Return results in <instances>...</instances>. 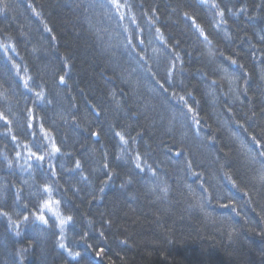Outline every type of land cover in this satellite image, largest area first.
Wrapping results in <instances>:
<instances>
[{"label":"clouds","instance_id":"clouds-1","mask_svg":"<svg viewBox=\"0 0 264 264\" xmlns=\"http://www.w3.org/2000/svg\"><path fill=\"white\" fill-rule=\"evenodd\" d=\"M192 244L264 264V0H0V264Z\"/></svg>","mask_w":264,"mask_h":264},{"label":"trees","instance_id":"trees-1","mask_svg":"<svg viewBox=\"0 0 264 264\" xmlns=\"http://www.w3.org/2000/svg\"><path fill=\"white\" fill-rule=\"evenodd\" d=\"M256 23H258V21ZM78 247L83 248L84 246L78 244ZM189 250H191L190 253ZM173 252L176 256L182 258L183 261H186L187 264H205L206 260L209 262L219 261L220 264H223V257L219 252L213 249H209L207 253H197L196 246L194 244L186 245L184 249H181L177 246L174 250H170V254H173ZM186 253L189 254L186 255ZM82 258L87 260L88 264H101V262L97 261L92 256V253L88 252L87 250L84 251V255ZM29 264H32L31 259L29 261Z\"/></svg>","mask_w":264,"mask_h":264}]
</instances>
